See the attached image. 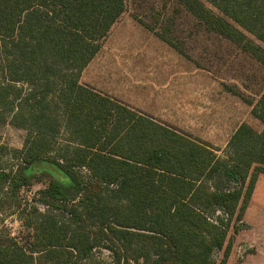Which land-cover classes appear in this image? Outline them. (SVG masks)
<instances>
[{
	"label": "trees",
	"instance_id": "obj_1",
	"mask_svg": "<svg viewBox=\"0 0 264 264\" xmlns=\"http://www.w3.org/2000/svg\"><path fill=\"white\" fill-rule=\"evenodd\" d=\"M179 1L264 65V0ZM126 2L0 0V122L27 132L20 163L0 170V201L20 207V191L34 185L26 170L41 160L72 183L42 173L50 181L25 224L32 241L1 233L0 264L228 262L230 226L243 221L264 174V131L241 124L219 156L211 143L82 84ZM233 93L264 124V94L253 103ZM101 249L110 260H94Z\"/></svg>",
	"mask_w": 264,
	"mask_h": 264
},
{
	"label": "rangeland",
	"instance_id": "obj_2",
	"mask_svg": "<svg viewBox=\"0 0 264 264\" xmlns=\"http://www.w3.org/2000/svg\"><path fill=\"white\" fill-rule=\"evenodd\" d=\"M139 31L147 32L152 38L143 36ZM157 34L184 49L191 59L180 54ZM139 47L149 54V67L153 64L159 66L156 79H160L162 86H169L167 82L171 80L168 74L171 71L179 73L181 84L187 86V92L182 90L178 98L168 92L160 95L162 117L157 121L186 133L201 132L202 137L215 141L219 156L223 155L221 149L240 121V116L256 130H261L263 124L251 115L250 105L233 91L256 103L264 94V65L234 42L207 31L179 0H127L125 13L104 40L103 49L89 71L101 80L104 65L109 59L128 63L129 69L121 72L122 76L125 75L118 79L120 82L117 85L124 86L126 83L129 87L136 86L133 87L136 90L142 81V71L137 64L139 60L134 64L130 54L133 51L139 56ZM153 53L158 58L154 59ZM187 65L193 72L184 74L188 67L179 72L178 67L185 68ZM136 66L138 69H135ZM129 91L125 94L129 95ZM132 96L140 101L139 94ZM176 99L193 101L190 114L172 110ZM243 102L246 104L244 109L240 107ZM26 134L25 130L8 122H0V170L15 169L20 163L16 150L23 148ZM193 135L199 137V134ZM26 173L33 177L34 185L20 191L17 200L22 202L21 206L0 201V234L18 238L27 245L32 241V234L25 224L33 221L34 214L31 212L35 205L38 206L34 200L39 190L46 188L50 181L49 176L42 173H48L66 187H71L72 183L48 160L34 163ZM254 197L249 216L245 214L243 221H233L230 226L232 250L227 264H264V177ZM39 207L45 212L42 204ZM110 256L108 250L101 249L96 252L94 260H110ZM214 257L220 261L223 250L216 251Z\"/></svg>",
	"mask_w": 264,
	"mask_h": 264
},
{
	"label": "crops",
	"instance_id": "obj_3",
	"mask_svg": "<svg viewBox=\"0 0 264 264\" xmlns=\"http://www.w3.org/2000/svg\"><path fill=\"white\" fill-rule=\"evenodd\" d=\"M139 33H141L143 36L146 35V37H148V38H152V36H150V34H148L147 32L139 31ZM153 40L155 41V38ZM102 49H103V45H102L101 50L95 56V58L90 62V64L83 71L82 76H81V83L82 84L89 85V86L95 88L96 90H98L100 92L109 94V95L119 99L121 102L128 105L130 108L138 110V111H140V112H142V113L146 114L147 116H150L151 118H154V119L162 117V114H160L162 109L160 108L159 100H160V95L163 92L171 93V94H173V96L176 95L177 98L182 93V90L187 92V86L182 85L180 82L181 77H180L179 73H174L173 71H171L168 74V78H170V80H171L170 82L169 81L167 82L169 86H166L165 84L162 86L160 83V79H156V77L158 76L157 71H159V69H158L159 66H157V65L154 66V64H153L152 66L149 67V62H148L149 54L147 52H144L145 49H140V47H139V50H140L139 56L137 54H134L133 51H131V54H130L133 57V59H130V60L135 61L134 64H136L137 61L139 60V63H137V64H140V70L139 71H142V74H141L142 81L140 82V85L136 88V90L133 89V87H136V86H130L129 87L128 84H126V83H124V86L123 85H121V86L117 85V83L120 82V81H118V79L121 80V78L125 75V74H123V76H122L121 72L128 71V69H129L128 63H124V64H122L121 62L117 63L116 60L109 59V61L107 63H105V65H104V68H103L104 74L102 75L101 80H98L96 78V75H94L93 72L89 71V69L91 68V65L95 62V60L97 59L99 54L101 53ZM152 55H153L154 59L158 58L157 54L153 53ZM135 56H137V57H135ZM131 66H133V62L131 64ZM178 68H179V72L181 70H184L187 68L185 70L184 74H187L189 72H193V70L189 68V65H187L185 68H182V67H178ZM135 69H138V66H136ZM130 88H132L131 91H129ZM163 89H165V90H163ZM127 91H129L130 96L125 94V92L127 93ZM134 93L140 95V101L139 102L132 96V95H134ZM244 102L240 103V107L242 109H244V105H246V104H244ZM192 106H193L192 100L189 101L187 99H176V103L173 102V104H172V110L176 111V112H178V111L188 112L190 114V111H192ZM250 107L252 110L251 105H250ZM251 110H250V113H251ZM241 117L242 116H240V121L238 122V124L234 128V131L230 135L229 140L226 142L224 148L221 149V150H223V152L226 150L230 139L232 138L234 133L238 130V128L241 126V124L247 123L245 121V119H243V117L242 118ZM254 118H256V117H254ZM247 124H249V123H247ZM251 127L254 130H256L253 126H251ZM256 131L259 133L263 132L264 131V124H263L261 130H256ZM184 133H186V132H184ZM188 134H191V135L199 134L198 138L202 139L205 142L211 143L214 146V148L217 150L216 152L218 154L219 149H217V147H216L217 144L215 143L214 140L206 139V138L202 137L201 132H196V133L192 132V133H188ZM193 136H195V135H193ZM195 137H197V136H195ZM224 153L222 156H224ZM263 177H264V174H260L257 178L255 189L253 191L251 201H250L248 209L246 210V213H245L246 217L249 216V214L251 212L250 208L252 207V200L255 198L254 196H255V193L258 189V184L260 183V180Z\"/></svg>",
	"mask_w": 264,
	"mask_h": 264
}]
</instances>
